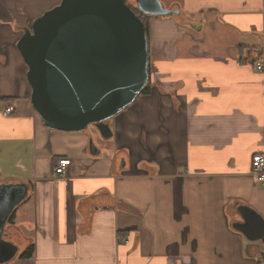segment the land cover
<instances>
[{"label": "crops", "instance_id": "1", "mask_svg": "<svg viewBox=\"0 0 264 264\" xmlns=\"http://www.w3.org/2000/svg\"><path fill=\"white\" fill-rule=\"evenodd\" d=\"M61 1L0 0V185H29L7 264H264V239L233 227L240 205L264 218V0H161L181 14L149 18L151 91L108 140L50 129L32 105L17 44Z\"/></svg>", "mask_w": 264, "mask_h": 264}, {"label": "water", "instance_id": "2", "mask_svg": "<svg viewBox=\"0 0 264 264\" xmlns=\"http://www.w3.org/2000/svg\"><path fill=\"white\" fill-rule=\"evenodd\" d=\"M146 16L180 15L161 0H135ZM127 0H62L25 28L17 47L29 70L31 102L50 129L85 131L103 139L107 121L128 108L149 82V41L145 24ZM92 149H96L90 142ZM27 183L0 185V264L19 254L5 238L8 221L28 198ZM233 227L250 240L264 239V218L240 205Z\"/></svg>", "mask_w": 264, "mask_h": 264}, {"label": "built area", "instance_id": "3", "mask_svg": "<svg viewBox=\"0 0 264 264\" xmlns=\"http://www.w3.org/2000/svg\"><path fill=\"white\" fill-rule=\"evenodd\" d=\"M257 70L264 71V64L261 62H257L255 64ZM15 112V107L13 105H9L4 110V115L9 116ZM69 159H60L57 163L54 172L56 175L60 177H64L67 174L68 167L70 165ZM252 172L259 181L261 185L264 186V152L256 153L252 158Z\"/></svg>", "mask_w": 264, "mask_h": 264}, {"label": "trees", "instance_id": "4", "mask_svg": "<svg viewBox=\"0 0 264 264\" xmlns=\"http://www.w3.org/2000/svg\"><path fill=\"white\" fill-rule=\"evenodd\" d=\"M127 4L138 14L140 15V12L138 10V8L136 7V3L132 2V0H127ZM151 16H146L141 14V19L145 24V28H146V34L147 37L149 39V25H148V20ZM32 23H29V25L27 26L28 28H32ZM150 60V57H149ZM151 91V72H150V61H149V82L147 84V86L144 88V90L142 91L141 95H145V94H149ZM14 219H15V212L13 213V215L11 216V218L8 221V224H13L14 223ZM5 238L10 240L8 238V233L6 231L5 233ZM34 255V244L31 243L19 256L21 259H30L32 258Z\"/></svg>", "mask_w": 264, "mask_h": 264}, {"label": "rangeland", "instance_id": "5", "mask_svg": "<svg viewBox=\"0 0 264 264\" xmlns=\"http://www.w3.org/2000/svg\"><path fill=\"white\" fill-rule=\"evenodd\" d=\"M132 2L136 3V2H135V0H132ZM164 6L167 8V6H169V5L165 3V5H164ZM168 17H173V16H168ZM89 126L94 128V126H93V125H89ZM95 129H96V128H95Z\"/></svg>", "mask_w": 264, "mask_h": 264}, {"label": "bare ground", "instance_id": "6", "mask_svg": "<svg viewBox=\"0 0 264 264\" xmlns=\"http://www.w3.org/2000/svg\"><path fill=\"white\" fill-rule=\"evenodd\" d=\"M141 14V13H140Z\"/></svg>", "mask_w": 264, "mask_h": 264}]
</instances>
